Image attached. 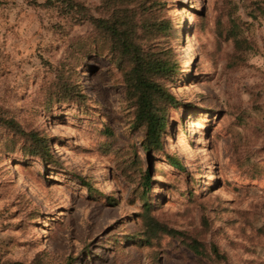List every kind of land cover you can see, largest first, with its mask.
<instances>
[{
    "label": "rangeland",
    "instance_id": "obj_1",
    "mask_svg": "<svg viewBox=\"0 0 264 264\" xmlns=\"http://www.w3.org/2000/svg\"><path fill=\"white\" fill-rule=\"evenodd\" d=\"M30 1L0 0V107L49 138L54 162L6 153L0 129V264H264V0H162L176 105L152 155L115 66L66 59L87 26L59 33L55 12ZM80 1L95 12L98 0ZM60 67L83 104L48 103ZM147 206L223 258L163 232L140 242Z\"/></svg>",
    "mask_w": 264,
    "mask_h": 264
},
{
    "label": "trees",
    "instance_id": "obj_2",
    "mask_svg": "<svg viewBox=\"0 0 264 264\" xmlns=\"http://www.w3.org/2000/svg\"><path fill=\"white\" fill-rule=\"evenodd\" d=\"M34 6L53 10L59 22L57 32L61 33L72 25H86L88 31L72 37L66 47L67 58L78 64L88 57L103 56L121 74L124 86V100L131 108L132 125L140 128L143 151L156 154L162 148L165 109L176 105V100L167 89L165 81L173 79L176 62L171 59V50L166 45L170 36V19L162 14V0H98L95 12L80 0L30 1ZM261 15L264 10L260 8ZM232 37H235L231 33ZM235 43L237 41L234 39ZM62 63V62H61ZM62 65H65L62 63ZM66 65L71 66L69 62ZM76 66V65H75ZM48 103L62 105L74 103L81 105L86 96L80 86L64 75V68L55 72L54 80L47 92ZM0 129L3 131V148L6 153L17 150L23 158L36 159L42 165L53 163V150L49 138L37 129H24L0 107ZM1 139V138H0ZM167 163L181 167L180 162L166 155ZM148 171L140 176V195L146 197L149 187ZM143 214L144 231L139 239L147 243L158 232L174 238L184 237L179 231L166 228L148 213ZM182 243L196 256L223 258L213 244L206 245L195 237H184ZM1 264H22L3 262Z\"/></svg>",
    "mask_w": 264,
    "mask_h": 264
}]
</instances>
